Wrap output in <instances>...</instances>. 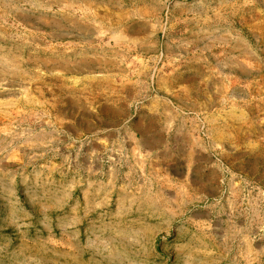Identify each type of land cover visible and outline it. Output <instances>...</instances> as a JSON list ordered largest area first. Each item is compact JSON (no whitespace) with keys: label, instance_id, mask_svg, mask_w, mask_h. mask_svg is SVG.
I'll list each match as a JSON object with an SVG mask.
<instances>
[{"label":"rangeland","instance_id":"374dc122","mask_svg":"<svg viewBox=\"0 0 264 264\" xmlns=\"http://www.w3.org/2000/svg\"><path fill=\"white\" fill-rule=\"evenodd\" d=\"M166 97L209 157L55 130ZM0 264H264V0H0Z\"/></svg>","mask_w":264,"mask_h":264},{"label":"crops","instance_id":"0c3cea01","mask_svg":"<svg viewBox=\"0 0 264 264\" xmlns=\"http://www.w3.org/2000/svg\"><path fill=\"white\" fill-rule=\"evenodd\" d=\"M180 80V79H179ZM161 87L170 93L173 97L177 92V88L181 84H186L189 79H181L180 81H173L170 73L164 72L162 78ZM121 102L118 92L111 90L110 94L100 101L101 107H117ZM127 103V102H126ZM129 103V102H128ZM171 97H166L162 101H159L158 106L150 104L151 114L146 113L144 116L132 115L119 117L113 114H98L91 119L90 128L88 127L89 121L83 120V113L81 112L79 117L70 118L64 116L59 122L56 121L55 130L61 129L62 132L68 135L70 138L85 139L91 136L104 138L105 136H128L133 142L128 141L127 146L136 147L139 145L151 148V151L158 150L159 154L165 157V160H169V152L174 145L176 154H180L182 150L187 149L190 156L196 158L201 152L208 154L209 149L202 139L197 135L199 129L197 126V118L194 116L182 115L179 111V105L176 104ZM99 104V103H98ZM142 121V124H141ZM90 129V130H89ZM136 136V138H134ZM121 143L120 139H118ZM125 144V142H124ZM123 144V145H124ZM126 145V144H125ZM185 148V149H184ZM164 149L166 151H164ZM165 152V153H164ZM87 155V154H85ZM174 156V154L172 155ZM87 160V158H85ZM179 159H175L177 161ZM188 169L195 170V166H189L190 161H187ZM167 177V176H165Z\"/></svg>","mask_w":264,"mask_h":264}]
</instances>
